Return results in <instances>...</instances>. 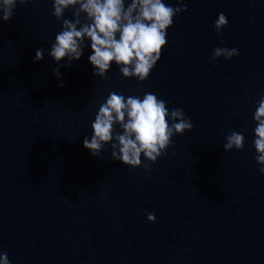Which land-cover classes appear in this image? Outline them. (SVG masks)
Returning <instances> with one entry per match:
<instances>
[{
    "label": "water",
    "instance_id": "95a60500",
    "mask_svg": "<svg viewBox=\"0 0 264 264\" xmlns=\"http://www.w3.org/2000/svg\"><path fill=\"white\" fill-rule=\"evenodd\" d=\"M184 3L142 83L115 65L93 76L87 50L59 80L47 54L34 63L60 30L51 0L0 22V251L11 264H264V175L251 143L264 93V0ZM221 12L222 37L213 29ZM218 46L239 55L212 61ZM113 90L154 92L193 127L144 161L147 171L112 161L110 150L93 157L82 139ZM232 130L244 134L243 150L223 149Z\"/></svg>",
    "mask_w": 264,
    "mask_h": 264
},
{
    "label": "clouds",
    "instance_id": "9594fccd",
    "mask_svg": "<svg viewBox=\"0 0 264 264\" xmlns=\"http://www.w3.org/2000/svg\"><path fill=\"white\" fill-rule=\"evenodd\" d=\"M32 0H0V22L10 20L18 6ZM51 15L60 22L48 48L35 49L33 62L45 54L56 65L52 73L59 80L61 67H71L88 51L87 61L92 75L105 78L115 65L122 78L144 82L161 58L167 44L168 29L174 18L187 10L184 0L175 4L166 0H51ZM71 12V19L65 17ZM228 20L218 13L213 21L216 35L223 36ZM223 44V40H221ZM237 48L218 46L211 53L212 61L238 56ZM63 87V82L58 84ZM251 120L253 159L264 175V93L254 101ZM90 134L83 136L82 146L93 157L110 150V159L130 167L154 164L173 143L175 135H182L193 127L183 108L169 107L168 102L154 92L125 95L109 91L99 103L90 124ZM225 151L243 150L245 136L232 130L225 135ZM143 158V160H142ZM147 221L155 222V214L145 212ZM0 264H11L7 251H0Z\"/></svg>",
    "mask_w": 264,
    "mask_h": 264
}]
</instances>
